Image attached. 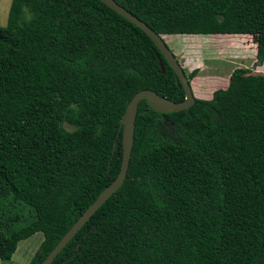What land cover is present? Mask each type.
Masks as SVG:
<instances>
[{
    "label": "trees",
    "instance_id": "1",
    "mask_svg": "<svg viewBox=\"0 0 264 264\" xmlns=\"http://www.w3.org/2000/svg\"><path fill=\"white\" fill-rule=\"evenodd\" d=\"M114 1L162 38L250 36L264 63V0ZM141 90L185 98L140 28L99 0L11 1L0 26V261L42 233L28 263L41 264L114 181L120 120ZM51 264H264V74L235 68L226 88L176 113L141 101L124 183Z\"/></svg>",
    "mask_w": 264,
    "mask_h": 264
},
{
    "label": "rangeland",
    "instance_id": "2",
    "mask_svg": "<svg viewBox=\"0 0 264 264\" xmlns=\"http://www.w3.org/2000/svg\"><path fill=\"white\" fill-rule=\"evenodd\" d=\"M10 2L0 0L1 27L7 23ZM163 39L186 75L197 69V75L191 80L196 98L209 99L215 90L226 88L228 76L235 68L264 74V63L257 64L256 44L250 36L165 35ZM42 240V233H36L19 242L12 259L0 264H28Z\"/></svg>",
    "mask_w": 264,
    "mask_h": 264
},
{
    "label": "water",
    "instance_id": "3",
    "mask_svg": "<svg viewBox=\"0 0 264 264\" xmlns=\"http://www.w3.org/2000/svg\"><path fill=\"white\" fill-rule=\"evenodd\" d=\"M108 8L128 20L138 28H140L154 43L161 55L165 59L166 63L175 73L179 80L182 89L185 93V98L181 102H173L172 100L166 99L156 92L151 90H141L137 92L126 106L124 114L120 120V131H121V146H122V158L120 170L114 181L107 186L89 205L84 213L78 218V220L72 225V227L63 235L55 247L45 257L41 264H51L54 258L61 252L66 244L76 235V233L84 226L88 219L114 194L124 183L126 174L129 166L131 157V151L134 142V131H135V120L138 111L139 103L143 100L146 101L149 108L158 113H176L179 111L190 108L195 102V96L192 91V86L187 78L183 68L177 61V58L168 48L162 37L156 34L150 29L144 22L140 21L129 11L118 5L114 0H99ZM162 71L164 67L161 65ZM114 143V147H115Z\"/></svg>",
    "mask_w": 264,
    "mask_h": 264
},
{
    "label": "crops",
    "instance_id": "4",
    "mask_svg": "<svg viewBox=\"0 0 264 264\" xmlns=\"http://www.w3.org/2000/svg\"><path fill=\"white\" fill-rule=\"evenodd\" d=\"M12 1V0H11ZM10 5H11V2L10 3H8V7L10 8ZM7 7V8H8ZM8 11H9V9H8ZM8 17V16H7ZM236 36V35H235ZM194 93V92H193ZM212 97V96H211ZM209 99H211V98H209ZM209 99H204V100H209Z\"/></svg>",
    "mask_w": 264,
    "mask_h": 264
},
{
    "label": "clouds",
    "instance_id": "5",
    "mask_svg": "<svg viewBox=\"0 0 264 264\" xmlns=\"http://www.w3.org/2000/svg\"><path fill=\"white\" fill-rule=\"evenodd\" d=\"M163 39V38H162ZM178 61V60H177ZM184 70V69H183ZM185 72V71H184ZM186 74V73H185ZM191 83V82H190ZM193 91V90H192ZM195 96V95H194ZM196 98V97H195Z\"/></svg>",
    "mask_w": 264,
    "mask_h": 264
}]
</instances>
